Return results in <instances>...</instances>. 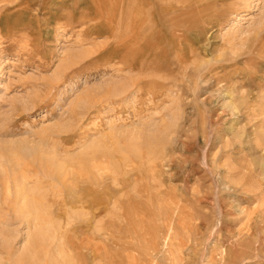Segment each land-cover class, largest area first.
I'll list each match as a JSON object with an SVG mask.
<instances>
[{
	"label": "rangeland",
	"instance_id": "1",
	"mask_svg": "<svg viewBox=\"0 0 264 264\" xmlns=\"http://www.w3.org/2000/svg\"><path fill=\"white\" fill-rule=\"evenodd\" d=\"M195 1L0 0V264H264V0Z\"/></svg>",
	"mask_w": 264,
	"mask_h": 264
},
{
	"label": "bare ground",
	"instance_id": "2",
	"mask_svg": "<svg viewBox=\"0 0 264 264\" xmlns=\"http://www.w3.org/2000/svg\"><path fill=\"white\" fill-rule=\"evenodd\" d=\"M203 1L202 0H196L195 1L196 5H197L195 8V11L199 14V17L204 16L206 13L212 14V16L214 17V5L216 3H220V2L223 3L222 1H224V0H203ZM234 2H237V4L239 3L238 5H242L244 3V1L242 3V0H234ZM224 3H227V2H224ZM187 4H188V2H187ZM233 11H236V10L233 9ZM213 17L210 18L211 21H215ZM191 22H193V21L191 20ZM210 24H212V23H210ZM193 217H194V215H193Z\"/></svg>",
	"mask_w": 264,
	"mask_h": 264
}]
</instances>
